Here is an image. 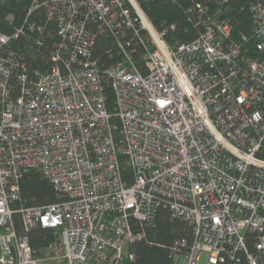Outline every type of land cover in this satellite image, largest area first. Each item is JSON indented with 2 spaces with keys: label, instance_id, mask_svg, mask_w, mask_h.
<instances>
[{
  "label": "built area",
  "instance_id": "2783aa9c",
  "mask_svg": "<svg viewBox=\"0 0 264 264\" xmlns=\"http://www.w3.org/2000/svg\"><path fill=\"white\" fill-rule=\"evenodd\" d=\"M193 11L204 30L189 43L168 42L140 0H33L22 27L0 31V264H123L143 237L131 219L151 225L161 207L193 229L174 264L233 260L248 252L246 232L264 254V0L251 4V37L239 39L220 9ZM50 24L53 67L30 75L12 42L29 32L43 46ZM142 31L152 46L140 68L126 35L144 43ZM100 36L122 52L105 70L113 115L93 59ZM30 170L53 184L57 203L17 207ZM39 227L61 230V255L35 256L28 232Z\"/></svg>",
  "mask_w": 264,
  "mask_h": 264
},
{
  "label": "trees",
  "instance_id": "16d2710c",
  "mask_svg": "<svg viewBox=\"0 0 264 264\" xmlns=\"http://www.w3.org/2000/svg\"><path fill=\"white\" fill-rule=\"evenodd\" d=\"M257 0H140L142 8L158 31L166 30V36L170 43H189L197 39L203 32L204 27L198 21V14L193 11L196 5L201 4L209 10L210 15L220 9L217 17L229 19L233 26V34L236 39L240 35L251 37L253 30V15L251 4ZM33 0H8L0 4V31L9 35L25 24L27 13ZM9 16L12 18L10 19ZM32 20V18H31ZM173 27V29H172ZM52 36L44 34L43 46H37L34 38L37 35L25 32L12 44L15 49L20 50L24 57L30 75L36 71H44L53 67L51 61L53 43L58 40L55 32V25L50 24ZM144 43L140 38H134L128 32L126 39H131V46L127 49L133 54L138 67L143 68L142 56L146 47H151V38L145 31L141 32ZM44 39V38H43ZM146 45V46H145ZM244 48L249 49L251 55H257L253 42L248 43ZM121 50L117 40L111 36H100L97 38L93 50V59L97 62L98 69L103 77L104 96L109 112L115 114V94L111 80L105 75L114 62L121 58ZM17 88V80H13ZM19 91H15L18 93ZM113 121L117 123L116 118ZM124 178L131 183L133 173L127 166L123 167ZM20 201L17 207H43L59 201L53 184L38 170H30L23 174L19 180ZM16 224L21 233L23 225L21 216H15ZM131 223L137 233L143 237L129 245L134 253L133 260L126 259L123 264H174V247L176 242L183 239L189 243L193 241V229L187 221L180 218H173L172 212L167 207H161L155 217L153 224L145 225L132 218ZM30 245L36 257H48L61 255L63 253L61 230L35 228L28 232ZM246 246L248 252H239L235 259L226 258L218 264H251L249 254L257 258L258 264H264V254L257 250L256 245L259 235L254 232H246ZM54 246L50 250V246ZM49 264H67L66 261Z\"/></svg>",
  "mask_w": 264,
  "mask_h": 264
},
{
  "label": "rangeland",
  "instance_id": "374dc122",
  "mask_svg": "<svg viewBox=\"0 0 264 264\" xmlns=\"http://www.w3.org/2000/svg\"><path fill=\"white\" fill-rule=\"evenodd\" d=\"M203 262H205V258L203 259ZM89 264H94V262H91V263H89ZM95 264H98V263H95Z\"/></svg>",
  "mask_w": 264,
  "mask_h": 264
}]
</instances>
